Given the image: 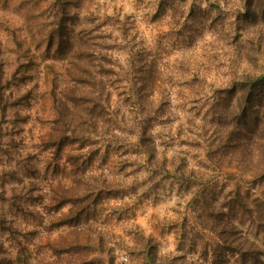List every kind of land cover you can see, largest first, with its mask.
<instances>
[{"label": "rangeland", "instance_id": "374dc122", "mask_svg": "<svg viewBox=\"0 0 264 264\" xmlns=\"http://www.w3.org/2000/svg\"><path fill=\"white\" fill-rule=\"evenodd\" d=\"M0 264H264V0H0Z\"/></svg>", "mask_w": 264, "mask_h": 264}]
</instances>
